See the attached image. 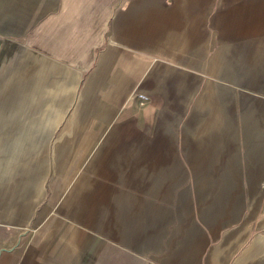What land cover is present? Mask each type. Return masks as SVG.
Returning <instances> with one entry per match:
<instances>
[{
  "label": "crops",
  "instance_id": "1",
  "mask_svg": "<svg viewBox=\"0 0 264 264\" xmlns=\"http://www.w3.org/2000/svg\"><path fill=\"white\" fill-rule=\"evenodd\" d=\"M0 264H264V0H0Z\"/></svg>",
  "mask_w": 264,
  "mask_h": 264
},
{
  "label": "rangeland",
  "instance_id": "2",
  "mask_svg": "<svg viewBox=\"0 0 264 264\" xmlns=\"http://www.w3.org/2000/svg\"><path fill=\"white\" fill-rule=\"evenodd\" d=\"M239 93H241V92H239ZM228 98L230 97V95L228 94V96H227ZM239 98H240V96H239ZM214 109L213 107H211V108H208V110L210 111V113H214L212 110ZM240 113H242V114H245V112H240Z\"/></svg>",
  "mask_w": 264,
  "mask_h": 264
}]
</instances>
